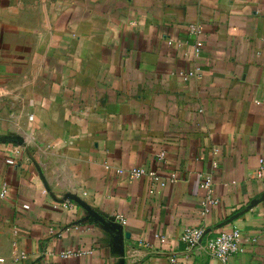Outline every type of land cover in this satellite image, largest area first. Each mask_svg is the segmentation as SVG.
<instances>
[{
    "label": "crops",
    "instance_id": "0c3cea01",
    "mask_svg": "<svg viewBox=\"0 0 264 264\" xmlns=\"http://www.w3.org/2000/svg\"><path fill=\"white\" fill-rule=\"evenodd\" d=\"M260 169L264 0H0V264H221L181 236L227 222L264 264Z\"/></svg>",
    "mask_w": 264,
    "mask_h": 264
},
{
    "label": "built area",
    "instance_id": "2783aa9c",
    "mask_svg": "<svg viewBox=\"0 0 264 264\" xmlns=\"http://www.w3.org/2000/svg\"><path fill=\"white\" fill-rule=\"evenodd\" d=\"M190 33L197 39L195 45L196 57H200L204 49V30L200 25L190 26ZM200 69H195L193 71L186 72L182 74L184 80L189 81L198 76ZM214 154L217 156L218 151ZM11 164L14 162L10 161ZM218 169V161L213 163V171ZM119 174H127L131 180H141L149 179L152 183L165 187L168 184L174 183L175 179H164L155 170H148L142 167H134L128 171L120 170ZM250 178L260 182L261 189L264 193V171L262 169L256 171L254 174L250 175ZM202 188L207 192V197L203 201V219L207 218L212 210L218 206L219 202L214 195V182H213V172L205 174L202 179ZM8 194V188L4 187L0 193V198H5ZM71 207V206H69ZM115 220L121 225L126 223V220L121 216H116ZM158 237V236H157ZM181 242L188 247H196L199 245H204V249L213 258L218 259L221 264H227L229 260L235 256L240 255L245 252L244 238L241 230L235 226L233 223H229L223 226V229L214 233L209 228L205 226L199 227H188L184 229ZM143 245H148L144 244ZM92 254V251H76L64 254V258H74L82 257L85 255ZM22 259H25L23 256ZM3 260H0L2 262ZM170 264H179L175 257L170 258Z\"/></svg>",
    "mask_w": 264,
    "mask_h": 264
},
{
    "label": "water",
    "instance_id": "95a60500",
    "mask_svg": "<svg viewBox=\"0 0 264 264\" xmlns=\"http://www.w3.org/2000/svg\"><path fill=\"white\" fill-rule=\"evenodd\" d=\"M227 224H229V222L222 224L221 227ZM112 247L117 255H120V256L124 255L125 245L120 238H115L114 241H112Z\"/></svg>",
    "mask_w": 264,
    "mask_h": 264
}]
</instances>
